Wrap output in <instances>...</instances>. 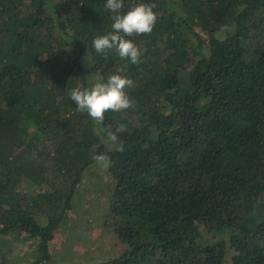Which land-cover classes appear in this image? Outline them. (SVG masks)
I'll return each mask as SVG.
<instances>
[{
	"label": "trees",
	"instance_id": "obj_1",
	"mask_svg": "<svg viewBox=\"0 0 264 264\" xmlns=\"http://www.w3.org/2000/svg\"><path fill=\"white\" fill-rule=\"evenodd\" d=\"M105 3L0 0V254L35 241L0 264H48L100 153L102 220L125 248L81 264H264V0H123L156 5L152 32L128 37L137 65L92 50ZM112 74L135 106L98 125L68 93Z\"/></svg>",
	"mask_w": 264,
	"mask_h": 264
},
{
	"label": "clouds",
	"instance_id": "obj_2",
	"mask_svg": "<svg viewBox=\"0 0 264 264\" xmlns=\"http://www.w3.org/2000/svg\"><path fill=\"white\" fill-rule=\"evenodd\" d=\"M123 0H106L105 8L112 13L111 29L108 34L93 39L92 50L100 55H106L110 50L115 51L121 60H126L132 65L141 62L143 50L138 48L128 37L148 35L152 32L157 20V14L153 11L155 4L138 3L126 12H121ZM134 87L130 78L120 75H109L106 81L100 78L90 88L81 90L74 88L68 93L69 98L75 103L79 112L87 113L96 124H102L106 112H122L135 106L126 91ZM126 130L125 124H118L115 131L105 129L107 140L117 143L118 133ZM118 150L123 151L119 145ZM92 159L104 170L111 166V159L104 153L95 154Z\"/></svg>",
	"mask_w": 264,
	"mask_h": 264
},
{
	"label": "rangeland",
	"instance_id": "obj_3",
	"mask_svg": "<svg viewBox=\"0 0 264 264\" xmlns=\"http://www.w3.org/2000/svg\"><path fill=\"white\" fill-rule=\"evenodd\" d=\"M87 79L89 82V75ZM84 180L82 200L76 202L66 220L55 230L49 246L48 264L89 263L108 254L118 255L125 248L102 220L107 205L106 192L113 184L111 176L107 170L94 164ZM9 242V255L0 254V258L7 256L8 260L25 254L33 257L34 239L23 241L16 237L15 240L10 238Z\"/></svg>",
	"mask_w": 264,
	"mask_h": 264
}]
</instances>
